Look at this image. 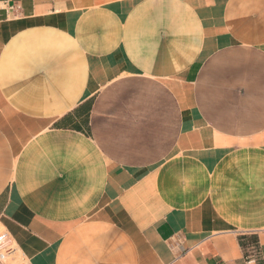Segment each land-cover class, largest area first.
Instances as JSON below:
<instances>
[{
  "label": "crops",
  "instance_id": "0c3cea01",
  "mask_svg": "<svg viewBox=\"0 0 264 264\" xmlns=\"http://www.w3.org/2000/svg\"><path fill=\"white\" fill-rule=\"evenodd\" d=\"M0 225L23 264H264V0H0Z\"/></svg>",
  "mask_w": 264,
  "mask_h": 264
},
{
  "label": "built area",
  "instance_id": "2783aa9c",
  "mask_svg": "<svg viewBox=\"0 0 264 264\" xmlns=\"http://www.w3.org/2000/svg\"><path fill=\"white\" fill-rule=\"evenodd\" d=\"M18 251V246L10 233L4 229L0 230V264H11V260ZM253 261L247 257V264Z\"/></svg>",
  "mask_w": 264,
  "mask_h": 264
},
{
  "label": "rangeland",
  "instance_id": "374dc122",
  "mask_svg": "<svg viewBox=\"0 0 264 264\" xmlns=\"http://www.w3.org/2000/svg\"><path fill=\"white\" fill-rule=\"evenodd\" d=\"M5 228L0 225V230H4ZM19 251V250H18ZM17 251V254L14 255V260H11V264H23L22 258L19 255V252Z\"/></svg>",
  "mask_w": 264,
  "mask_h": 264
},
{
  "label": "bare ground",
  "instance_id": "6f19581e",
  "mask_svg": "<svg viewBox=\"0 0 264 264\" xmlns=\"http://www.w3.org/2000/svg\"><path fill=\"white\" fill-rule=\"evenodd\" d=\"M19 255H20V253H19Z\"/></svg>",
  "mask_w": 264,
  "mask_h": 264
}]
</instances>
